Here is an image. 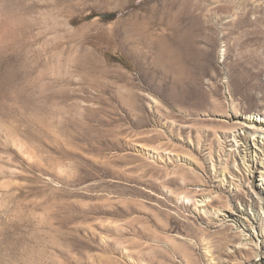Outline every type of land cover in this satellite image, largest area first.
Listing matches in <instances>:
<instances>
[{"label": "rangeland", "instance_id": "obj_1", "mask_svg": "<svg viewBox=\"0 0 264 264\" xmlns=\"http://www.w3.org/2000/svg\"><path fill=\"white\" fill-rule=\"evenodd\" d=\"M233 108L264 117V0H0V264H264L259 202L188 201Z\"/></svg>", "mask_w": 264, "mask_h": 264}, {"label": "bare ground", "instance_id": "obj_2", "mask_svg": "<svg viewBox=\"0 0 264 264\" xmlns=\"http://www.w3.org/2000/svg\"><path fill=\"white\" fill-rule=\"evenodd\" d=\"M232 110L233 111L227 114H222V117L225 118L224 120L228 124L226 127L228 129L218 135L217 147L220 145V140L223 139L226 145L224 144L223 146L221 142L220 148L225 149L226 152L223 150L224 154L220 155L221 153L219 152L221 151L217 153V149H211L208 152V157L205 159L208 162V167L205 165V168L201 166L202 162H200L196 154H193L189 160L191 168L195 172L202 173L209 181L212 179L217 180L216 184H210V186L196 185V188L203 187V191L200 192V190H196L189 199L187 197L188 201L194 203L193 206L196 208H213L212 202L215 200L216 196H218L216 194L222 191H227L229 196L234 194L233 192L236 194L237 191H241V193L237 194L243 193V195L252 199V204L250 202L249 208H256V202H259L260 208H264V117H243L238 111H235V108ZM243 135L249 138L253 143L249 145L246 141L242 144ZM10 136L13 145L15 148L17 147L19 149L21 154L23 153L29 157L33 156L28 145L21 137L17 134H10ZM193 146L192 148L198 150L201 144H195ZM141 151L147 157L155 158L154 153L153 156H151L152 153L148 150L144 149ZM255 197H258V200ZM232 200L230 201L229 199L228 204L225 205L229 208H239V212L244 210L240 208H247L243 203L238 201V203L235 204L233 202L234 200ZM203 210L205 211V209ZM244 212L245 211L241 214ZM247 216L251 217L249 213H247ZM228 217L229 216H226V218ZM253 220L257 224L258 222L264 224V211H262L260 216L254 217ZM253 233L254 236H257L258 242L261 241L260 238L264 236L263 229L257 231L254 227Z\"/></svg>", "mask_w": 264, "mask_h": 264}, {"label": "trees", "instance_id": "obj_3", "mask_svg": "<svg viewBox=\"0 0 264 264\" xmlns=\"http://www.w3.org/2000/svg\"><path fill=\"white\" fill-rule=\"evenodd\" d=\"M102 17L105 20H112V19H114L115 15L114 14H111V15H103Z\"/></svg>", "mask_w": 264, "mask_h": 264}]
</instances>
